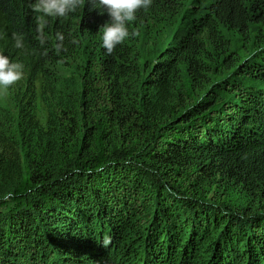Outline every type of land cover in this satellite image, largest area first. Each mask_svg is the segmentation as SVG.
Instances as JSON below:
<instances>
[{"label": "trees", "instance_id": "trees-1", "mask_svg": "<svg viewBox=\"0 0 264 264\" xmlns=\"http://www.w3.org/2000/svg\"><path fill=\"white\" fill-rule=\"evenodd\" d=\"M35 2L0 0V264H264V0H152L111 55L106 11L42 47Z\"/></svg>", "mask_w": 264, "mask_h": 264}, {"label": "clouds", "instance_id": "clouds-1", "mask_svg": "<svg viewBox=\"0 0 264 264\" xmlns=\"http://www.w3.org/2000/svg\"><path fill=\"white\" fill-rule=\"evenodd\" d=\"M93 8L106 11L110 16V22L101 31L103 32V48L106 54L111 55L118 45H121L130 36H136L138 32H129L128 25L136 20V13L140 10H147L152 5V0H88ZM31 10L35 13L33 19L36 24V39L43 47L49 37L45 33L48 27V18L64 20L77 9L85 7V0H36L30 4ZM12 38L15 41V48L23 49L24 35L14 32ZM64 35L57 31L55 35V50L57 53L63 48ZM76 43L75 40L72 41ZM47 52L45 51V55ZM24 76V65L20 62H13L4 54H0V89L8 90L17 84ZM12 196L9 192L5 194L7 200ZM111 243V237L104 235L101 246L107 248Z\"/></svg>", "mask_w": 264, "mask_h": 264}, {"label": "rangeland", "instance_id": "rangeland-1", "mask_svg": "<svg viewBox=\"0 0 264 264\" xmlns=\"http://www.w3.org/2000/svg\"><path fill=\"white\" fill-rule=\"evenodd\" d=\"M0 104L7 107L10 110L14 109L12 92L10 91V89L6 91L0 89ZM37 117L41 122H44L47 117V110L45 104L41 100L37 101ZM8 146L9 145H7L6 140L0 135V154L6 153ZM7 153H9V150L7 151Z\"/></svg>", "mask_w": 264, "mask_h": 264}]
</instances>
